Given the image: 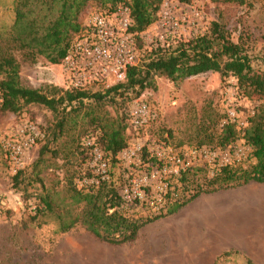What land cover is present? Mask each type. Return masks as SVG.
<instances>
[{"label":"rangeland","instance_id":"1","mask_svg":"<svg viewBox=\"0 0 264 264\" xmlns=\"http://www.w3.org/2000/svg\"><path fill=\"white\" fill-rule=\"evenodd\" d=\"M11 2L0 0V30L13 21ZM98 9L95 5L90 6L82 18L85 20ZM166 11H171L179 22L178 28L172 29L171 33L161 24ZM213 22H219L233 41H243L253 58L255 70L264 73V0H191L188 3L165 0L158 19L142 32L139 40L141 62L149 59L158 44L175 48L180 41L211 33ZM17 57L21 63L23 85L34 88H45L50 84L63 86L60 64H53L44 56H39L35 63L24 61L21 54ZM2 78L0 75V80ZM142 100L149 104L151 116L143 128L135 129L129 123L128 113ZM116 102L109 104L108 109L113 115L125 116L128 147L118 154V161L114 163L112 156L97 146L105 152L111 178L120 192L130 182L141 184L146 175L155 173L154 178H149L152 185L148 186L149 191L154 193L158 186L169 182L178 198L185 201L193 196L199 184L207 188L206 181L227 164L226 156L231 158V164L244 167L255 161L250 156L252 149L242 138V128L262 99L253 92L245 96L233 75L223 77L219 72L209 71L179 81L156 76L154 87L146 88L137 97L134 92H129ZM228 121L236 123L240 137L226 146L218 145L217 134ZM54 122V113L43 105L29 104L18 113H3L0 107V264H264V248L149 250L150 235L165 229L164 217L168 215L161 217L165 221L156 219L148 223L135 241L122 245L102 241L80 225L64 233L57 232L52 221L25 227L24 222L32 212L39 186L29 174L44 140L38 141L25 163L17 168L10 160L2 139L12 138L28 123L36 124L44 134ZM208 134L214 135V142L199 145V141L206 139ZM88 138L95 141L94 136ZM169 148L177 152L185 150L186 153L198 149L195 166L177 174L175 166L153 155L157 149L168 151ZM238 148L244 150L242 156L237 155ZM72 156L76 158L79 154ZM59 164H62L61 160ZM21 170L23 173L15 179ZM88 170L91 176L78 179L79 186L92 184L100 176L91 148L89 157L82 163L81 176ZM58 174L62 175V171L53 168L46 172L47 183ZM183 176L184 180L181 179ZM126 206L130 207V213L142 218H152L168 210L167 203L162 211L147 203L126 202Z\"/></svg>","mask_w":264,"mask_h":264},{"label":"trees","instance_id":"2","mask_svg":"<svg viewBox=\"0 0 264 264\" xmlns=\"http://www.w3.org/2000/svg\"><path fill=\"white\" fill-rule=\"evenodd\" d=\"M164 1L12 0L13 21L0 30L1 111L18 113L26 105L38 104L55 115V122L44 133V141L29 174L39 186L25 227L52 221L57 232L64 233L80 225L102 241L122 245L135 241L148 223L176 213L201 193L238 187L251 181L264 183V73L255 70L253 58L243 41H233L219 22L212 23L211 33L180 41L175 48L158 44L148 60L129 68L125 81L105 90L65 89L53 84L45 88L23 85L18 54L27 62L35 63L39 56H44L53 64H61L82 31V14L90 6H97L98 10H114L120 4L129 6L132 30L142 34L158 19ZM179 1L188 3L191 0ZM209 71L219 72L223 77L235 76L245 96L253 92L262 99L242 128V138L252 149L253 164L222 166L206 181L207 188L199 184L193 196L185 201L169 198L166 213L152 218L136 217L129 212L130 207L126 206L113 177L109 180L98 177V182L79 186L78 179L91 176L90 170L81 176L82 163L89 157L86 138L94 136L96 144L112 156L114 163L118 161V154L128 147L125 116L111 114L109 104L117 103L119 97L129 92L140 96L146 88L155 86L156 76L179 81ZM238 132L236 123L226 122L217 134L218 145L230 144L240 137ZM212 142L214 135L208 134L198 144ZM77 153L79 157L71 158ZM52 168L61 170L62 175H54L48 184L45 173ZM22 173L19 171L15 179Z\"/></svg>","mask_w":264,"mask_h":264},{"label":"built area","instance_id":"3","mask_svg":"<svg viewBox=\"0 0 264 264\" xmlns=\"http://www.w3.org/2000/svg\"><path fill=\"white\" fill-rule=\"evenodd\" d=\"M161 24L169 33L179 26L178 20L171 11L163 13ZM132 26L131 10L124 4H120L114 10H97L90 13L84 20L82 31L76 36L72 48L60 64L64 81L62 87L95 92L125 81L129 68L141 63L139 40L142 34L132 30ZM161 37H164L163 34ZM2 104L3 97L0 94V107ZM232 114L234 115L233 112ZM128 116L132 127L143 128L150 120L149 104L143 100L139 101L131 107ZM43 137V132L36 124L28 123L12 138H3L2 143L12 163L20 168L25 163L28 153ZM85 144L93 151L99 177L102 180H109L111 175L105 152L93 139H86ZM189 151L186 153L185 150L177 152L172 148L168 151L157 149L153 155L175 166L174 172L181 174L192 169L196 164L198 149ZM133 154L135 152H132ZM243 154L244 150L238 148L237 155ZM225 159L227 164H231L232 160L229 156ZM155 176V173L146 175L141 184L137 181L130 182L120 194L128 203L152 204L156 210L162 211L168 199L178 198V194L171 188L169 182L158 186L154 193L149 191L148 186L152 187L149 178Z\"/></svg>","mask_w":264,"mask_h":264},{"label":"crops","instance_id":"4","mask_svg":"<svg viewBox=\"0 0 264 264\" xmlns=\"http://www.w3.org/2000/svg\"><path fill=\"white\" fill-rule=\"evenodd\" d=\"M164 219L165 229L150 235L149 250H259L254 248H264V183L201 193Z\"/></svg>","mask_w":264,"mask_h":264}]
</instances>
